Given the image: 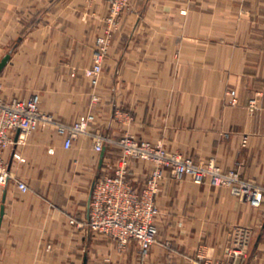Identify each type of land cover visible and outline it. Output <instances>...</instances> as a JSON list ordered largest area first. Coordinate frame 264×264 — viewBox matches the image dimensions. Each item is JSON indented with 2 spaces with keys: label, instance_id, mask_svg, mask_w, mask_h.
Returning <instances> with one entry per match:
<instances>
[{
  "label": "crops",
  "instance_id": "0c3cea01",
  "mask_svg": "<svg viewBox=\"0 0 264 264\" xmlns=\"http://www.w3.org/2000/svg\"><path fill=\"white\" fill-rule=\"evenodd\" d=\"M108 14L107 0H0V61L10 54L0 95L36 93L40 110L65 124L92 112L97 133L159 142L264 187V0H131L112 30ZM108 29L93 87L84 70ZM64 138L44 123L5 150L12 177L0 184V264H264V191L251 206L226 186L177 180L166 169L155 241L146 254L135 240L120 250L87 226L92 185L113 173L120 148L96 151L89 136L65 148ZM151 168L130 162L135 188ZM236 226L251 232L241 258L226 253Z\"/></svg>",
  "mask_w": 264,
  "mask_h": 264
},
{
  "label": "built area",
  "instance_id": "2783aa9c",
  "mask_svg": "<svg viewBox=\"0 0 264 264\" xmlns=\"http://www.w3.org/2000/svg\"><path fill=\"white\" fill-rule=\"evenodd\" d=\"M109 5L108 22L130 4L131 0H107ZM109 32L96 38L97 47L93 53V64L84 70L93 87L99 81L106 56L105 45ZM229 104L237 101L236 90L229 88L225 92ZM97 101L96 95L91 96ZM249 109L257 107L255 99H250ZM95 115L87 112L72 124L57 122L52 115L42 112L39 107V95L6 98L0 95V184L5 185L12 177L4 159L5 150L12 144H22L33 130L44 123H54L59 133L65 136L64 147L69 148L79 136H89L94 140V149L101 151L105 143H116L120 148V158L112 174H103L96 179L89 200L88 228L96 233L111 237L117 247L124 249L130 240H135L139 252L146 254L156 238L155 218L157 214L155 198L161 187L162 172L168 170L174 179L189 176L196 182L214 186H226L231 193L251 206L261 203L264 187L244 179L235 169H222L217 163L197 162L190 156L168 151L161 143L138 139L124 134L118 139L97 133L91 129ZM246 144V138L243 139ZM13 157L24 161L17 152ZM132 160L147 161L152 164L150 172L140 189L129 178ZM20 189L27 184L18 181ZM251 232L248 228L236 226L232 230L230 242L226 247L229 256H246ZM194 264H211L204 259Z\"/></svg>",
  "mask_w": 264,
  "mask_h": 264
},
{
  "label": "rangeland",
  "instance_id": "374dc122",
  "mask_svg": "<svg viewBox=\"0 0 264 264\" xmlns=\"http://www.w3.org/2000/svg\"><path fill=\"white\" fill-rule=\"evenodd\" d=\"M108 18H109V14H108V16H107V18H106V21H107V24L108 25H111V27H110V29L112 30V28L116 25V23H117V18L118 17H115L114 18V20L110 23V22H108ZM108 32H109V34H110V30L108 29ZM107 33V32H106ZM110 36V35H109ZM109 44H110V41H109V39H108V41L106 42V45H105V52L107 53L108 52V48H109ZM97 47V43H96V40H95V45H94V50H95V48ZM100 78V77H99Z\"/></svg>",
  "mask_w": 264,
  "mask_h": 264
},
{
  "label": "water",
  "instance_id": "95a60500",
  "mask_svg": "<svg viewBox=\"0 0 264 264\" xmlns=\"http://www.w3.org/2000/svg\"><path fill=\"white\" fill-rule=\"evenodd\" d=\"M9 58H10V54L7 53V54H5V55L3 56V58L1 59V61H0V72H1V70L4 68V66L6 65V63L8 62ZM93 186H94V183H93V185H92V189H93ZM92 189H91V192H92ZM2 215H3V207L1 208L0 223H1V217H2Z\"/></svg>",
  "mask_w": 264,
  "mask_h": 264
}]
</instances>
